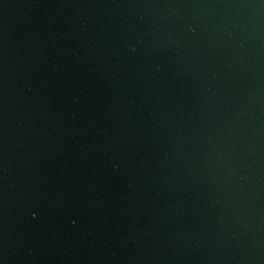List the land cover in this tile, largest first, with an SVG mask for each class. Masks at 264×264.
<instances>
[{"label":"water","instance_id":"obj_1","mask_svg":"<svg viewBox=\"0 0 264 264\" xmlns=\"http://www.w3.org/2000/svg\"><path fill=\"white\" fill-rule=\"evenodd\" d=\"M0 264H264V0H0Z\"/></svg>","mask_w":264,"mask_h":264}]
</instances>
